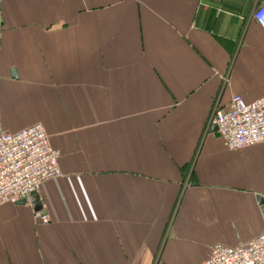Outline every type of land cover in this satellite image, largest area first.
Wrapping results in <instances>:
<instances>
[{
	"label": "crops",
	"instance_id": "1",
	"mask_svg": "<svg viewBox=\"0 0 264 264\" xmlns=\"http://www.w3.org/2000/svg\"><path fill=\"white\" fill-rule=\"evenodd\" d=\"M248 0H0V132L42 124L62 178L0 206V264H202L264 233V144L216 101L264 97ZM15 72L13 76L12 73Z\"/></svg>",
	"mask_w": 264,
	"mask_h": 264
},
{
	"label": "built area",
	"instance_id": "2",
	"mask_svg": "<svg viewBox=\"0 0 264 264\" xmlns=\"http://www.w3.org/2000/svg\"><path fill=\"white\" fill-rule=\"evenodd\" d=\"M248 1L251 18L264 30V0ZM213 107L207 128L217 129L226 148L238 151L264 144V97L247 103L235 95L228 107L222 108L219 99ZM50 141L42 124L17 134L0 132V206L28 201L44 183L64 176L61 152ZM35 217L41 224L51 222L43 211ZM202 264H264V233L234 247L217 243Z\"/></svg>",
	"mask_w": 264,
	"mask_h": 264
},
{
	"label": "water",
	"instance_id": "3",
	"mask_svg": "<svg viewBox=\"0 0 264 264\" xmlns=\"http://www.w3.org/2000/svg\"><path fill=\"white\" fill-rule=\"evenodd\" d=\"M12 75L14 76L15 72H13ZM214 129H216V128L214 127ZM29 201L34 205V209L36 212L41 211V209H43L42 204L38 201L37 195H33L29 199Z\"/></svg>",
	"mask_w": 264,
	"mask_h": 264
}]
</instances>
